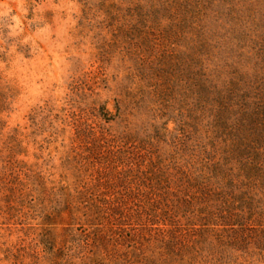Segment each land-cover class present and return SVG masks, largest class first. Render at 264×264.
<instances>
[{"label": "rangeland", "instance_id": "374dc122", "mask_svg": "<svg viewBox=\"0 0 264 264\" xmlns=\"http://www.w3.org/2000/svg\"><path fill=\"white\" fill-rule=\"evenodd\" d=\"M177 1L0 0V264H143L172 232L198 239L200 222L167 204L177 175L224 145L198 79L264 78V0H195L169 34L164 6ZM103 198L124 199V233L105 221L99 236L86 221L88 201ZM217 257L203 250L194 264ZM224 263L264 264V251Z\"/></svg>", "mask_w": 264, "mask_h": 264}, {"label": "trees", "instance_id": "16d2710c", "mask_svg": "<svg viewBox=\"0 0 264 264\" xmlns=\"http://www.w3.org/2000/svg\"><path fill=\"white\" fill-rule=\"evenodd\" d=\"M198 3L195 0H178L174 6H164L173 28L170 26L169 34L176 33L185 25L187 17L192 14L191 8H196ZM260 49L264 53V47ZM205 79L198 81L208 84L213 99V127L225 136L224 145L213 143V155L210 152L207 157L214 161L213 164L207 163L197 173L182 170L177 175L178 181L173 189L176 199L167 200L171 210L175 208V212H178L181 209L184 215L191 214L187 221L192 228L197 224L195 222H200L198 239L190 241L194 236L192 234L188 240L179 236L180 241L178 235L175 236L176 231L172 232L175 235L165 236L162 240L164 250L159 254L163 256L162 260L158 255L146 257L147 259L142 257L140 259H144L143 264H172L169 259L173 257L180 258L179 264H194L195 257L203 250L211 257L218 255L214 262L210 261L211 264H225L226 259H231L233 251H246L252 244L264 251V230H259L264 225V78L253 77L248 71H236L222 85L211 77ZM216 153L222 154L221 161L212 160ZM160 185L159 181L157 187ZM158 190L159 188H153L148 193L154 195ZM123 201L124 199L105 198L88 201L89 205L85 207L84 213L86 221L98 232L103 228L101 224L108 221L110 224L107 231L110 234L124 233L125 224L116 217L122 213L120 204ZM158 203H152L148 208L151 213L146 210V224L152 222L153 216H156L153 212L157 210L153 209L158 207ZM164 212L167 215V210ZM136 216L140 222H144L141 220L143 215ZM151 224H155L154 221ZM101 232L98 233L99 236L104 234V230ZM209 234H214V239ZM113 238L116 239L114 236ZM128 241L132 243L131 253L133 252L138 262H142L136 254L140 250L144 252V244L132 236ZM183 252H191L193 255L187 258L188 261H184L181 258L184 256Z\"/></svg>", "mask_w": 264, "mask_h": 264}]
</instances>
